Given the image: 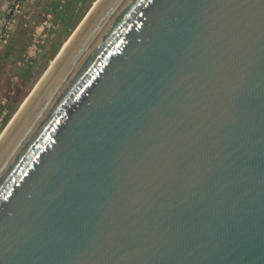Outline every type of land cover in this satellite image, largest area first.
Returning a JSON list of instances; mask_svg holds the SVG:
<instances>
[{
    "label": "water",
    "instance_id": "1",
    "mask_svg": "<svg viewBox=\"0 0 264 264\" xmlns=\"http://www.w3.org/2000/svg\"><path fill=\"white\" fill-rule=\"evenodd\" d=\"M98 1L0 162V264H264V0Z\"/></svg>",
    "mask_w": 264,
    "mask_h": 264
},
{
    "label": "rangeland",
    "instance_id": "2",
    "mask_svg": "<svg viewBox=\"0 0 264 264\" xmlns=\"http://www.w3.org/2000/svg\"><path fill=\"white\" fill-rule=\"evenodd\" d=\"M96 0H20L0 39V134ZM0 11V34L13 9Z\"/></svg>",
    "mask_w": 264,
    "mask_h": 264
},
{
    "label": "bare ground",
    "instance_id": "3",
    "mask_svg": "<svg viewBox=\"0 0 264 264\" xmlns=\"http://www.w3.org/2000/svg\"><path fill=\"white\" fill-rule=\"evenodd\" d=\"M113 1L114 0H107V1H105L106 2L105 3L104 0H99L98 3H96L95 9L100 8L101 6H103V3H105L103 8L101 9L100 16L105 13L106 6H108ZM90 18H91V15L88 18H86L85 23H83V25H81L79 27L78 31H74L72 33V35L68 38L67 42L63 45V47L59 51L58 55L56 56L57 58H55L51 62L50 66H52V69H50L48 72H45V74L42 76L40 81L37 83L35 88L32 90V92L30 93V95L28 96L26 101L23 103L22 107L19 109V111L11 119V121L9 122V124L7 125L5 130L1 133V135H0V162L4 158V156L6 155L8 150L11 148L13 143L16 141V139L19 137L21 132L24 130L26 125L29 123L32 116L37 111L38 107H40V105L42 104V102L44 101L46 96L51 91L52 88H42L41 86L43 84H45V82L49 81L48 77L50 76L51 71L53 72V70L55 69V66L58 64V62L61 61V59L63 57H65V54H67V52H69L71 46L73 44H75L76 41H78L77 40L78 37H79V41H81L82 35L80 33H81L82 29L84 28L83 26H85L87 24V22ZM78 32L80 35L78 34ZM84 40L79 42V46H82V44H83L82 42H84ZM69 62L70 61H67L64 64H62L63 66L61 65L62 67L61 66L58 67L52 74H55L56 76L61 74L60 72H62L63 69H66V67L69 65L68 64Z\"/></svg>",
    "mask_w": 264,
    "mask_h": 264
},
{
    "label": "built area",
    "instance_id": "4",
    "mask_svg": "<svg viewBox=\"0 0 264 264\" xmlns=\"http://www.w3.org/2000/svg\"><path fill=\"white\" fill-rule=\"evenodd\" d=\"M13 1H14L13 9H12L11 14L9 16V22H6L7 26H5V32H4L3 35L0 34V39L6 36V32H7L8 28H9L8 24L10 23L11 20H13V18L16 16V12L18 11L20 0H13Z\"/></svg>",
    "mask_w": 264,
    "mask_h": 264
},
{
    "label": "flooded vegetation",
    "instance_id": "5",
    "mask_svg": "<svg viewBox=\"0 0 264 264\" xmlns=\"http://www.w3.org/2000/svg\"><path fill=\"white\" fill-rule=\"evenodd\" d=\"M9 4V0H0V11H3Z\"/></svg>",
    "mask_w": 264,
    "mask_h": 264
}]
</instances>
